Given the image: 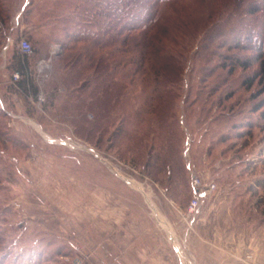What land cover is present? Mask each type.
Here are the masks:
<instances>
[{
	"label": "rangeland",
	"instance_id": "1",
	"mask_svg": "<svg viewBox=\"0 0 264 264\" xmlns=\"http://www.w3.org/2000/svg\"><path fill=\"white\" fill-rule=\"evenodd\" d=\"M31 1L0 0L11 16L2 30L0 23L3 33L10 27L0 42V264L108 262L103 203L97 200L94 206L90 201V193L103 188L116 194L115 198L125 197L127 206H140L151 215L157 205L165 212L171 209L180 235L191 221L186 216L189 205L181 208L168 199L161 186L142 173L141 163L135 167L128 159L119 158L117 148L109 149L108 139L118 123L99 143L96 137L87 141L77 135L58 110L65 94L60 87L55 110H42L46 92L57 85L56 75L62 69L54 67L63 49L52 41V27L35 35L31 43L39 53H46V60L38 61V55L32 60L44 102L39 101V95L37 100H26L9 87L18 73L12 74L8 68L11 55L17 52L21 39L27 40L18 30L19 22ZM52 1L56 0H45L47 4ZM36 2L41 6L42 0ZM40 10L31 16L35 18ZM63 10V15H69L66 7ZM172 11L167 19L169 33L156 43L142 70V65L131 62L128 45L121 53L115 47L113 54L106 49L117 65L112 73L129 85L122 98L128 107L122 113H130L132 119L120 140L121 147L126 150L137 143L136 129L144 134L154 121L151 111L164 93L158 84L160 59L166 54L174 56L184 68L174 92L183 135L181 154L193 191L190 202L195 197L193 179L199 178L204 185H216L211 193L233 195L236 209H247L253 203L260 219L264 216V206L257 207L258 197L264 196L257 185L258 181L264 183V0H183ZM52 31L60 42L64 40L61 31ZM42 62L49 67L39 72ZM88 118L93 120L91 114ZM66 141L85 149H73L62 143ZM127 155L130 158L131 154ZM251 187L258 194L254 195ZM158 221L163 222L162 227L167 224L161 215Z\"/></svg>",
	"mask_w": 264,
	"mask_h": 264
},
{
	"label": "trees",
	"instance_id": "2",
	"mask_svg": "<svg viewBox=\"0 0 264 264\" xmlns=\"http://www.w3.org/2000/svg\"><path fill=\"white\" fill-rule=\"evenodd\" d=\"M73 1L83 2L85 5H69V0H56L47 4L42 0L41 6H37L38 2L33 0L24 8L23 20L19 22L20 26L22 23L26 25L27 31L22 34L30 43L35 41V35L40 36V32L50 29L49 27L63 33L64 40L60 42L61 39L54 36L52 28L49 30L52 41H56L63 49L62 55L54 61V67L62 69L56 75L57 85L51 91H45L47 95L42 110H55L60 87L65 94L58 110L77 135H83L87 141L96 137L99 143L111 127L114 128L118 123L108 139L111 143L109 149L117 148L119 158L128 159L135 167L141 163L142 173L161 186L168 199L179 203L181 208L185 204L188 207L193 191L188 168L181 154L183 135L175 111L178 96L174 92L182 81L183 66L176 62L174 56L166 54L161 57L158 84L164 93L157 97L156 105L151 111L154 123H149L148 131H144V134L136 129L134 135L138 142L129 146L127 151L122 149L120 140L128 132L126 126L132 119L130 113L127 116L125 111L122 113L123 108L128 107L122 98L128 93L129 85L116 79L111 71L112 67L117 66L113 61L114 55L111 57L113 48L121 53L124 45L130 48L127 53L131 55V62L142 65V70L156 50V43L159 44L163 35L168 34L171 29L167 25L169 13L183 0ZM65 7L69 15L62 14ZM39 9L41 13L33 18L31 15ZM10 19L6 7L0 5V23L3 25L1 30L9 24ZM9 29L10 27L5 28L4 33L0 30V42L2 36L7 37ZM31 47L30 55H22L18 45L17 52L11 55L8 68L12 70V74L18 72L20 79L9 87L26 100L29 97L37 100L40 89L32 60L39 51L32 44ZM107 48L112 50L109 56ZM158 48L160 50L161 46ZM241 64L244 67L245 63ZM248 84L251 86V83ZM89 114L93 116L92 121L88 118ZM135 115L140 124L139 115ZM127 153L131 154L130 158ZM257 185L264 190L263 181H258ZM250 191L254 195L258 194L255 188L251 187ZM260 206H264V196L258 197L257 207ZM262 212L264 213V209Z\"/></svg>",
	"mask_w": 264,
	"mask_h": 264
},
{
	"label": "crops",
	"instance_id": "3",
	"mask_svg": "<svg viewBox=\"0 0 264 264\" xmlns=\"http://www.w3.org/2000/svg\"><path fill=\"white\" fill-rule=\"evenodd\" d=\"M18 30L24 32L27 27L22 23ZM45 55L39 53L38 61L46 60ZM102 190L90 193V201L94 206L97 200L103 203V240L110 247L105 264H264V216L257 218L253 203L240 210L235 208L233 195L208 194L201 199L199 217L178 235L171 209L165 212L154 203L167 222L162 227L153 209L151 215L140 206L131 208L125 197L115 198L116 194Z\"/></svg>",
	"mask_w": 264,
	"mask_h": 264
},
{
	"label": "built area",
	"instance_id": "4",
	"mask_svg": "<svg viewBox=\"0 0 264 264\" xmlns=\"http://www.w3.org/2000/svg\"><path fill=\"white\" fill-rule=\"evenodd\" d=\"M19 49L22 55H30L32 52V47L31 43L26 40V39H21L19 42ZM42 63H47V62H42ZM42 63L39 64V72L43 71L45 68L49 67L48 63L46 66L42 67ZM20 79V74L15 73L13 75V83L17 82ZM39 101L44 102V96L42 94L39 95ZM193 188L195 192V197L191 200L188 210H187V220H191L189 222V225L192 226L194 223L195 219L197 216L200 214V209H201V199L202 197L207 196L211 192H213L216 189L215 184H209V185H204L203 181L199 178H194L193 179ZM251 258V257H249Z\"/></svg>",
	"mask_w": 264,
	"mask_h": 264
},
{
	"label": "bare ground",
	"instance_id": "5",
	"mask_svg": "<svg viewBox=\"0 0 264 264\" xmlns=\"http://www.w3.org/2000/svg\"><path fill=\"white\" fill-rule=\"evenodd\" d=\"M47 65V63H45V65L44 66H46ZM39 129V128H38ZM39 132H41V131H39ZM48 140H49V137H48ZM51 140V139H50ZM49 140V141H50ZM62 143H64V144H67L69 147H71V148H73V149H85L84 147H81V146H78V145H76V144H74L73 142H71V141H66V142H62ZM92 152V151H91ZM93 153V152H92ZM93 154H95V153H93ZM96 155V154H95ZM151 205V204H150ZM151 207H152V205H151ZM152 209L154 210V213H155V215H156V217H157V219L159 218V213H157V210L156 209H154L153 207H152ZM163 222H161V224H162ZM165 226H166V224H165ZM176 242V241H175ZM176 246L179 248V245H178V243L176 242ZM179 250H181V253H180V256H181V258L182 259H184V257H185V255H184V253H183V250L182 249H179Z\"/></svg>",
	"mask_w": 264,
	"mask_h": 264
},
{
	"label": "water",
	"instance_id": "6",
	"mask_svg": "<svg viewBox=\"0 0 264 264\" xmlns=\"http://www.w3.org/2000/svg\"><path fill=\"white\" fill-rule=\"evenodd\" d=\"M60 49H61V47H59ZM56 56H59L60 54H61V52L59 51V52H55L54 53ZM41 129V128H40ZM52 142H53V140H51Z\"/></svg>",
	"mask_w": 264,
	"mask_h": 264
}]
</instances>
